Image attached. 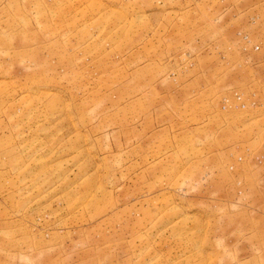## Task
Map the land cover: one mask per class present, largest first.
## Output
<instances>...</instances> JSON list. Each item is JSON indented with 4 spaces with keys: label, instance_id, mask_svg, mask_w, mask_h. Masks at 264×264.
Instances as JSON below:
<instances>
[{
    "label": "rangeland",
    "instance_id": "obj_1",
    "mask_svg": "<svg viewBox=\"0 0 264 264\" xmlns=\"http://www.w3.org/2000/svg\"><path fill=\"white\" fill-rule=\"evenodd\" d=\"M0 264H264V0H0Z\"/></svg>",
    "mask_w": 264,
    "mask_h": 264
},
{
    "label": "built area",
    "instance_id": "obj_2",
    "mask_svg": "<svg viewBox=\"0 0 264 264\" xmlns=\"http://www.w3.org/2000/svg\"><path fill=\"white\" fill-rule=\"evenodd\" d=\"M256 48H258V47L256 46Z\"/></svg>",
    "mask_w": 264,
    "mask_h": 264
}]
</instances>
